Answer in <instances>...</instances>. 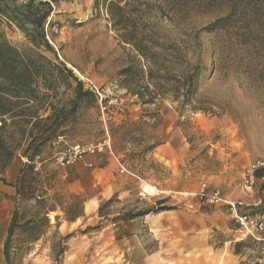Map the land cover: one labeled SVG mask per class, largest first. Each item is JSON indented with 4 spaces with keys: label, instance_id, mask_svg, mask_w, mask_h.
Wrapping results in <instances>:
<instances>
[{
    "label": "rangeland",
    "instance_id": "1",
    "mask_svg": "<svg viewBox=\"0 0 264 264\" xmlns=\"http://www.w3.org/2000/svg\"><path fill=\"white\" fill-rule=\"evenodd\" d=\"M10 1L20 5L29 0ZM121 5L126 6L127 20L116 9L111 15L103 0H59L45 26L59 60L76 75L93 79L108 95L104 113L98 103L86 100L66 121L62 131L67 144H97L110 137L126 170L119 165L110 184L96 183L89 176L94 167L81 173L79 161L62 166L51 157L65 145L45 143L42 152L48 160L37 177L56 211L49 215V227L39 216L36 235L16 228L10 261L4 257L3 264H227L216 263L215 255L228 254L225 242L242 234L224 199L243 200L240 191L246 189L248 176L264 169L257 167L264 162V0H125ZM0 18L12 45L21 51L34 49L15 23ZM132 27L139 35H153L149 45L161 51L159 62L170 75L180 62L171 56L175 48L187 54L181 63L198 73L193 99L197 109L181 112L166 99L157 122L146 116L150 125L143 129L125 124L158 110L157 105L141 104L120 74L133 61L146 62L128 40ZM38 51L53 58L42 47ZM37 105L49 112L48 101ZM135 135L146 136L148 143L163 141L144 164L132 155ZM8 140L15 146L11 163L20 161L25 145ZM114 146L123 150L117 153ZM79 176L85 182L75 193ZM8 179L5 184L13 193L0 202L1 221L16 205L17 179ZM76 195L93 198L94 207L85 212L81 204L83 215L67 221L60 205L75 202ZM110 198L100 212L101 203ZM162 199L173 208L133 219L122 216L158 206ZM32 203L26 204L25 216L35 214ZM259 242L250 241L240 256L253 257L252 264L264 258ZM259 262L264 264V259Z\"/></svg>",
    "mask_w": 264,
    "mask_h": 264
},
{
    "label": "trees",
    "instance_id": "2",
    "mask_svg": "<svg viewBox=\"0 0 264 264\" xmlns=\"http://www.w3.org/2000/svg\"><path fill=\"white\" fill-rule=\"evenodd\" d=\"M103 1L108 3L111 15H113L112 10L116 9L121 19H128L125 14L126 6L121 5V2L125 0ZM58 2L59 0H29L17 5L10 0H0V15L15 23L34 46V49L21 51L12 45L4 35L0 18V180L4 183H6V178L3 176L5 169L10 165L15 152V146L9 143L8 138L13 139L17 144L22 142L25 145L23 157L31 161L35 155L43 153L42 146L45 143L52 142L57 134L65 133L62 130L66 121L78 111L84 101L98 103L95 94L84 87L83 82L64 61L59 60L48 39L45 24ZM132 30L128 40L136 45L138 54L146 62L133 61L121 69L120 74L124 78L125 88L137 95L141 104L157 105L158 110L151 113L145 111L138 121L127 120L125 124L143 129L150 125V121L157 122L158 111L165 108L163 101L166 99L177 104V109L181 112L187 108L197 109L193 99L197 91L198 73L194 68L190 69L181 63L182 59L187 58V54L180 47L175 48L171 56L180 62L170 75L159 62L161 51H155L153 46L149 45V42H153V35H139L136 27H132ZM40 47L51 52L53 58L38 51ZM61 88H63L62 91ZM65 95L68 96L67 100L63 99ZM43 100L48 101L49 112H46L47 106L40 108L37 105ZM41 109L45 113H42ZM146 116L151 118L150 121L146 119ZM132 142L134 144L132 155L136 154L143 164L147 162L146 156L163 143V141L148 143L144 135L133 136ZM114 149L117 153L123 150L115 146ZM14 186L16 205L11 214L3 248L7 263L10 261V248L16 228H23L24 231L36 235L41 228L39 216H42L44 226L49 227V215L56 211L55 205H49L47 187L37 177L31 163H23ZM38 191L42 193L37 194ZM74 198L75 202L60 205L67 221H74L83 215V209L80 206L86 199L81 200L79 195ZM31 199L36 212L25 216V206ZM112 200L113 198L103 201L99 207L100 212ZM157 203L158 206L127 211L122 216L133 219L151 212L173 208L164 205L165 199L158 200ZM56 219H59L58 215ZM33 239L37 240L38 237L35 236ZM250 241L254 239L246 237L236 241L235 253L244 255L241 249ZM64 250V247L60 248L61 252ZM255 264L262 263L257 261Z\"/></svg>",
    "mask_w": 264,
    "mask_h": 264
},
{
    "label": "crops",
    "instance_id": "3",
    "mask_svg": "<svg viewBox=\"0 0 264 264\" xmlns=\"http://www.w3.org/2000/svg\"><path fill=\"white\" fill-rule=\"evenodd\" d=\"M157 155L156 151L154 153ZM20 156V161L13 162L9 165L4 172V177L9 180H16L18 178L20 169L25 162L23 155ZM171 161V158H170ZM79 166L81 171H87V167H94L90 170V178H93L96 183L100 184H110L111 180L114 178V174L117 172V168L120 165V161L118 156L113 153H96V154H86L81 160H79ZM255 177V182L253 186L241 187L240 195L244 200V207L243 211L249 213L252 216H258L261 213H264V169H257L253 173ZM85 182V178L83 176H79L75 178V188L73 192L79 193V190H83V187L78 184H83ZM121 189V188H120ZM115 188V191L120 190ZM13 193V187L5 184L3 181L0 180V202H5L7 200V195H11ZM99 194H104L102 198L107 197L105 193L99 192ZM109 197V196H108ZM88 207H94V200L93 198H88L85 201V212L87 211ZM12 214V213H11ZM11 214L7 215L4 221L0 220V264H3L4 256H3V248L4 243L8 233V227L11 221ZM245 237L243 235H238L235 237L234 240L229 242H225V248L229 249L228 254H222V252L216 253V257L214 258L215 262H224L227 264H252L253 257H250L246 260V257H241L240 255L236 254L233 250L232 241L242 240ZM229 243V244H228ZM264 245V241H260ZM264 258H256L255 260L262 261Z\"/></svg>",
    "mask_w": 264,
    "mask_h": 264
},
{
    "label": "built area",
    "instance_id": "4",
    "mask_svg": "<svg viewBox=\"0 0 264 264\" xmlns=\"http://www.w3.org/2000/svg\"><path fill=\"white\" fill-rule=\"evenodd\" d=\"M49 39V36H48ZM78 78L83 82L84 87L92 91L98 101L99 106L104 113L107 108V91L98 85L93 79L85 77L81 74L77 75ZM67 135L65 133H59L53 139L52 145L58 147L64 144L65 147L62 150L57 151L51 158H54L57 163L62 166L73 164L81 160L86 154H96V153H113V149L110 143V137L105 139L101 143H70L67 144ZM25 162L31 163L34 172H41L42 165L48 160L44 153L35 155L30 161L28 158L24 157ZM121 171L126 170L125 166L120 164ZM257 167L264 168V162L260 163ZM255 182L254 174H250L246 179V187H252ZM229 205V209L233 215V218L240 224V230L243 237H251L255 241H264V213L258 216H252L249 213L243 211L245 205L243 200H226Z\"/></svg>",
    "mask_w": 264,
    "mask_h": 264
}]
</instances>
